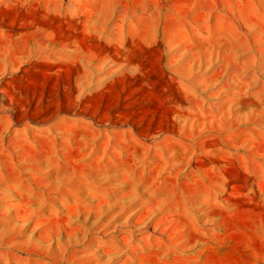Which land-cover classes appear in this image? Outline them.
<instances>
[{
  "label": "rangeland",
  "instance_id": "1",
  "mask_svg": "<svg viewBox=\"0 0 264 264\" xmlns=\"http://www.w3.org/2000/svg\"><path fill=\"white\" fill-rule=\"evenodd\" d=\"M0 264H264V0H0Z\"/></svg>",
  "mask_w": 264,
  "mask_h": 264
}]
</instances>
